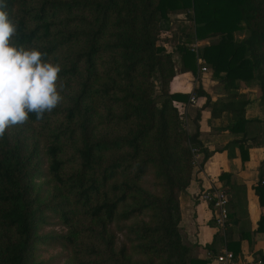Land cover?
I'll return each mask as SVG.
<instances>
[{
    "label": "trees",
    "instance_id": "obj_1",
    "mask_svg": "<svg viewBox=\"0 0 264 264\" xmlns=\"http://www.w3.org/2000/svg\"><path fill=\"white\" fill-rule=\"evenodd\" d=\"M7 4L18 26L12 42L61 66L64 99L0 139V264H50L38 259L43 245L68 250L74 264H212L192 256L179 228L191 148L201 146L199 114L189 133L181 111L189 93L171 90L175 64L160 37L171 14H184L183 69L197 75L200 58L225 90L255 83L264 105V0ZM195 93L212 116L225 110L228 127L244 131L245 93L212 102L201 86ZM256 193L264 203V184ZM51 225L62 230L43 232Z\"/></svg>",
    "mask_w": 264,
    "mask_h": 264
},
{
    "label": "crops",
    "instance_id": "obj_2",
    "mask_svg": "<svg viewBox=\"0 0 264 264\" xmlns=\"http://www.w3.org/2000/svg\"><path fill=\"white\" fill-rule=\"evenodd\" d=\"M171 19L170 28L163 31L160 40L171 52L175 64L171 90L190 96L201 86L211 102L235 91L249 98L245 106V118L249 122L244 131L228 127L233 118L225 110L212 116L210 106L202 107L204 96L195 95L193 102L188 97L181 109L189 133L194 131V121L199 114L201 145L190 183L179 195L182 240L192 256L200 260H204L207 250L219 252L227 248L239 259H246L247 264H264V230H257L260 218L264 217V203L260 204L256 193L258 185L264 184V105L259 103L258 90L250 88L253 82H239L238 88L225 90L219 80L208 74L210 71L200 70L199 58L197 75L184 70L176 45L189 32L191 23L182 13L171 14ZM213 40L215 38L197 41L200 46ZM209 185H217L227 194L228 221L223 228L214 222L213 205L200 198V193Z\"/></svg>",
    "mask_w": 264,
    "mask_h": 264
},
{
    "label": "clouds",
    "instance_id": "obj_3",
    "mask_svg": "<svg viewBox=\"0 0 264 264\" xmlns=\"http://www.w3.org/2000/svg\"><path fill=\"white\" fill-rule=\"evenodd\" d=\"M17 29L7 0H0V139L9 128L28 123L30 114L42 120L64 99L61 66L36 47L13 43Z\"/></svg>",
    "mask_w": 264,
    "mask_h": 264
},
{
    "label": "built area",
    "instance_id": "obj_4",
    "mask_svg": "<svg viewBox=\"0 0 264 264\" xmlns=\"http://www.w3.org/2000/svg\"><path fill=\"white\" fill-rule=\"evenodd\" d=\"M190 49L197 53L199 47L198 41L194 40L190 43ZM200 70L203 72L210 71V68L204 64V61L199 58ZM195 90L190 93L189 100L193 102L196 99ZM184 119V118H183ZM185 121V119H184ZM185 127L187 123L185 121ZM187 128V127H186ZM191 152L193 153V164L196 162V155L198 152L197 147H192ZM263 183V181H261ZM200 198L214 207V222L215 224L223 228L228 221V209H227V194L224 189L217 185H209L201 193ZM205 256L211 261L212 264H247L246 259H239L236 255L228 250L227 248L221 249L219 252H213L207 250Z\"/></svg>",
    "mask_w": 264,
    "mask_h": 264
},
{
    "label": "rangeland",
    "instance_id": "obj_5",
    "mask_svg": "<svg viewBox=\"0 0 264 264\" xmlns=\"http://www.w3.org/2000/svg\"><path fill=\"white\" fill-rule=\"evenodd\" d=\"M244 34H245V32H238L236 34V37L240 38ZM167 38H164V39H167ZM160 40H161V37H160ZM208 74L212 76L211 68H210V72ZM156 84H158V83H156ZM250 88L258 90V87L255 83H253ZM54 229L56 231L62 230L60 225H51V226H45L43 229V232H48L49 230H54ZM38 259H42L44 261H50L49 262L50 264H74L72 261L70 252L66 249H63L62 247H59V246L52 247V246L43 245L41 247L40 252H39Z\"/></svg>",
    "mask_w": 264,
    "mask_h": 264
}]
</instances>
